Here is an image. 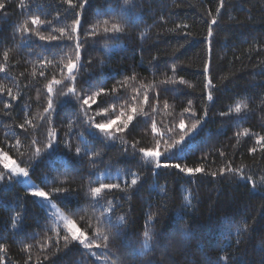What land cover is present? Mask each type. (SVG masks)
I'll list each match as a JSON object with an SVG mask.
<instances>
[{
	"label": "trees",
	"instance_id": "obj_1",
	"mask_svg": "<svg viewBox=\"0 0 264 264\" xmlns=\"http://www.w3.org/2000/svg\"><path fill=\"white\" fill-rule=\"evenodd\" d=\"M0 3L5 4L0 9V65L5 64L3 53L8 52L5 71L0 72V86L4 88L0 92V149L8 151L18 163L27 162L35 147H42L46 142L49 131L55 130L59 138L52 150L42 153L32 163L29 178L34 184L46 191L70 189L67 193L54 194L51 201L66 216L76 220L82 230H87V223L80 217L85 220L93 217L91 223L95 226L94 216H99L111 201L115 209L111 213L113 222L120 215L127 217L120 236L111 242L112 252L123 264H145L149 259L155 264H208L209 260L215 264L225 256L228 257L226 264H261L264 260V146L256 140L264 136V0H225L217 17L218 24L213 26L210 52L204 40L206 21L210 19L207 13L217 15L215 8L219 0H134L135 6L124 9L123 19L112 17L109 11L111 8L119 13L123 0H89L85 9H78L82 13L83 67L77 74L76 88L87 94L99 87L110 90L117 86L116 107L114 111L110 108L108 118L127 112L133 104L139 110L141 105L131 99L137 92L139 100H143L145 91L152 97V103L143 105L148 115H137L128 129L115 133V140H102L87 124L81 123L84 116L80 113V104L74 97H60L62 86H55L54 110L48 114L43 111L47 104L45 85L53 76L63 79L68 59H74L75 36L68 41L59 31H54L70 23L71 13L65 14L68 5L63 0H23L24 8L19 7L21 0H0ZM97 13L101 15L97 17ZM33 16L51 22L39 26L40 34L55 35L58 39L41 41L31 32L17 31L25 20L33 28L29 19ZM97 18L101 21L113 18L124 26L123 33L118 38H108L101 24L100 35L86 36ZM185 24L188 29L176 28ZM185 31L191 35L185 36ZM206 62L208 78L214 85L210 89L204 88ZM41 71L44 76H40ZM133 76L135 79L124 80ZM169 78L176 81L182 78L187 83H160ZM118 81H124L122 87L117 85ZM8 90L17 96L16 100L11 99ZM209 91L213 96L211 101L206 98ZM189 100L196 118L204 116L205 111L207 116L197 131L174 149L171 160L162 156L161 161L202 167L204 171L188 176L176 169H157L154 163H145L138 151L134 152L132 144L138 142V150L152 147L155 139H160L154 138L149 127L153 119L163 134L161 150L165 140L171 143L179 139L180 130L176 125L184 108L189 107ZM98 102L101 108L114 103L113 97L107 95L98 98ZM165 102L169 105L167 109ZM5 103L11 107L5 109ZM236 103L247 104L248 108L239 114L220 115ZM153 105L157 108L155 113L151 111ZM96 111L93 105L88 115L95 116ZM41 116L47 118L41 120ZM26 118L38 126L37 132L28 125V132L18 127ZM183 118L187 126L194 122L188 113H183ZM69 120L73 121L70 149L64 147V141L69 139ZM245 129L248 135H243ZM81 136L89 148L100 153L93 163H89L87 156H74L76 147L81 146ZM17 139L21 141L19 146H15ZM32 139H37L39 144L30 145ZM10 146L15 147L9 150ZM253 147L257 151L250 153ZM227 165L242 168L244 176H251L255 181L256 188L231 173L218 174L215 178L210 175L219 173ZM66 166L70 169L67 172ZM3 171L0 166V172ZM132 172L139 176L135 187L125 191L113 189L105 193L95 209L89 206L87 211H77L90 203L87 195L90 181L91 186L120 183L123 188L125 180L130 183ZM185 196L191 199L190 208L184 207ZM17 213L21 220L13 228L11 218ZM245 221L248 231L238 236L235 228H244ZM52 224L51 216L21 184L0 182V244L6 247L0 257L4 258V264H25V261L28 264H92L94 258L84 255L85 250L78 244L65 248L61 240L57 248ZM146 227L163 236L165 247L154 245V250L142 257L139 251ZM59 230L63 235V229ZM237 239L241 240L238 246ZM25 244L32 245L29 251L23 250Z\"/></svg>",
	"mask_w": 264,
	"mask_h": 264
},
{
	"label": "snow or ice",
	"instance_id": "obj_2",
	"mask_svg": "<svg viewBox=\"0 0 264 264\" xmlns=\"http://www.w3.org/2000/svg\"><path fill=\"white\" fill-rule=\"evenodd\" d=\"M89 0H63L64 4L68 5V8L65 10L66 16L71 13L70 15V23L67 24L64 27H60L59 29H55L54 31H59L60 36L63 38H66L68 41H72L73 37L75 36V45H74V59L69 58L67 61V64L65 65L66 68V75H64L63 79H56L55 76L45 85L47 90V104L46 107H44L43 111L45 114L51 113L54 110V104L55 101L53 99V93L56 90L55 86H62L59 90V96L60 97H74L76 101L80 104V113L83 114L84 119L81 121L82 124H87L91 130H94L93 134L97 135L102 138V140H115L116 135L115 133L123 132L124 130L128 129L129 126L132 124L134 119L137 117V115H143L147 116L148 113L144 111L143 105H147L149 103H152V97L148 95V92L145 91L143 100H139V93L137 92L136 96L131 97L133 101L138 102L141 107L138 110V108L133 104L129 107L128 111H121L119 115H116L115 118H108L109 110L110 108L114 111L116 104L115 101L117 100V92L118 87L114 86L112 89L108 90L103 87H99L96 90H93L89 93H85V90L80 89L78 90L75 86V82L77 79V74L82 69L83 65L81 63V40H80V29L82 26V13L79 10L85 9L86 5L88 4ZM225 0H219V5L215 8L216 16H213L211 12H208L207 15L210 17L209 20L206 21L207 23V35L204 37V40L207 42L209 47V52L211 51V38L213 36V26L218 24L217 17L221 13V9L224 7ZM135 6L134 0H123V3L120 5V12L117 13L114 9H109V11L112 12V17L119 16L121 19L124 18V9ZM19 7L24 8L25 5L23 3V0H21V3ZM5 4L0 3V9H4ZM79 9V10H78ZM105 15L107 13H104ZM101 13H97V17H99ZM30 24L33 26V28L29 27V20H25L23 24H21L17 31L28 34L32 33L36 36H38L39 40L41 41H51L58 39L55 35H49L45 36L40 34L39 32V26L43 25L45 23H51L45 20H41L39 16H33L30 17ZM103 24L104 27L102 28L103 34L105 36H108V38L116 37L118 38V35L123 33L124 26L114 20L113 18L100 20L97 18L96 24L91 28V30L87 33H85L86 36H98L100 35V32L98 31L100 25ZM110 25V27L108 26ZM188 25H177L176 28L180 29H188ZM35 29V31L33 30ZM111 34V36H109ZM185 36H190L191 33L188 31L184 32ZM105 48H107V45H105ZM4 56V65H0V72L5 71L6 62L8 60V52L5 51L3 53ZM42 63H52L51 61H42ZM173 72H175L176 68L175 65H173L172 68ZM204 76L206 83L204 84L205 89H210L214 87L212 84V81L208 78L209 74V64L206 62L204 64ZM63 75V73H62ZM40 76H44V72H40ZM129 79H135V77H125L124 80L127 81ZM65 81H70L71 83H65ZM180 83L185 84L187 83L184 79H180L179 81H176L174 79H165L161 81V84L167 85V84H174V83ZM124 81H118L117 85L123 86ZM189 87H192L191 84L188 85ZM150 87H155V85H151ZM4 88L3 86H0V92H3ZM8 95L11 97L12 100H16L17 96L12 95L11 90H8ZM112 96L114 103L109 105V107L101 108L98 102V98L102 96ZM159 92L156 94V99L158 100ZM207 100L211 101L213 99V96L211 92L209 91L207 94ZM189 107L184 108L183 113H188L191 115V117L194 118V122L191 123L190 126H187L185 123V119L183 118V113L181 114V118L179 120V123L176 125V127L180 130V136L179 139L172 141L169 143L168 141H164V147L163 150H161V140L163 139V134L158 130L157 123L153 119L149 127L151 128V132L153 133L154 138L160 137V139H155L154 146L152 147H141L138 150L136 149V144L138 142H134L132 144V148L135 151H138V153L143 157L145 163H154L155 167L157 169L159 168H165V169H176L179 173H183L188 176H192L198 173H202L204 169L202 167H196V168H190L185 165H182L180 163H171V162H162L161 157L166 156L168 160H171L175 156V151L179 145H181L182 142L185 141L186 137L194 134L200 124L203 122L204 117L207 116V111L204 112V116L196 118L195 111L191 108L192 101H188ZM96 105L97 111L95 112V116L88 115L89 110L92 109V106ZM11 105L8 103L4 104V108L8 109ZM164 107L167 109L169 105L167 102H165ZM248 108L247 104L243 103H236L234 107L230 108L228 112H221V116H227L231 113H241L242 110H246ZM151 111L155 113L157 111V108L155 105H153ZM5 115L8 113L5 112ZM96 117H100V120L97 121ZM46 116H41V120L46 119ZM51 123V121H49ZM28 125L33 132L38 131V126L33 124L32 121L28 120L27 118L24 120L23 123L19 124L18 127L20 129H23L24 132H28V128L26 127ZM72 125L73 121L69 120L68 126H69V139H66L64 141V147L71 148L70 139H71V132H72ZM171 131V129H170ZM237 135H241V133H237ZM243 135H248V130L245 129L243 132ZM81 139V146L76 147L74 156L77 158H81L83 156H87L89 158V163L94 162V158L99 156L100 153L98 151H93L91 148L88 147L87 143L83 141L82 136ZM59 143L58 134L55 130L49 131L46 136V142L43 143L42 147L37 146L35 147V151L32 154V156L29 157V160L27 162L21 160L20 163H18L16 160L12 159L9 155L8 151H4L3 149H0V166L3 167L5 171L0 172V182H3L7 180L9 184L15 182L18 184H28V191L27 194L39 198L43 203L51 204L52 196L54 194L59 195L63 193H67L70 191V189L66 188H55V189H49L48 191L44 190V188L31 185L28 183L27 179H21V178H28L30 176V167L32 163L39 159L42 155V153H46L49 150H52L55 145ZM126 143V142H125ZM257 144H261L264 146V136H260L256 140ZM39 144V141L37 139H32L30 141V145H37ZM21 145V141L17 139L16 145ZM10 146L9 150H11L12 147ZM257 149L255 147L249 149L250 153H255ZM221 156H224V153H220ZM21 156H23V153H21ZM177 159H180V157H176ZM22 163H27L28 166H21ZM70 169L66 166L65 172L69 171ZM226 173H231L234 177H238L241 180H245L247 183L252 185V188H256V183L252 179L251 176L245 177L243 174L242 168H233L230 165H227L225 167H221L219 169V173L217 172H211L210 175L215 178L218 174L220 176H224ZM119 179V177H117ZM139 176L136 172L131 173V181L128 183L127 180L124 182V187H121L120 183H99L98 186H90L87 189V195L90 197V203L88 206L85 207V209H77V211H87V207H91L95 209L98 205L101 199L105 198L106 192H111L113 189L125 191L127 189H131L135 187L138 184ZM163 191V189H161ZM185 200V208L191 207V199L188 196L184 197ZM112 202L108 201V206H105L102 208L101 214L99 216H94L96 225L93 226L91 223V220L93 217H88L87 220H85V217H80V220L82 222L87 223V230H82L79 226L76 220L69 218L68 216L63 215L59 211H57L56 216L57 220L53 222L51 231L56 236V246L59 248V243L61 240L64 242L65 248H68L69 245L72 244H78L81 246V248L84 251V255L88 256L89 258L94 257L95 259L92 261V264H97V262H103V264H109V257H111V264H123V260L114 252L111 250V242L113 239L118 238L120 236V229L121 227L125 226L127 223V217L124 215H120L116 217L115 222H113L111 218V213L115 211L114 207L111 206ZM52 207H55L54 204H51ZM21 220V216L19 213L12 216V227L16 228L18 223ZM149 220H152V217H149ZM63 222V235H61V231L59 230V223ZM245 227L241 228L240 226H237L235 228V231L237 235H242L244 232L248 231L246 227V221ZM105 226H107V231L105 230ZM182 235L184 238H187V234L182 232ZM143 241L141 245V249L139 251L140 256H147L150 251L154 250V245L165 247L162 243L163 236L161 234H158L154 232L151 228L146 227L145 231L142 234ZM50 239V238H49ZM123 243V242H122ZM241 243V240L237 239L236 244L237 246ZM230 246V245H229ZM32 245L25 244L23 246L24 251H29L31 249ZM100 250V251H95ZM6 251V247L3 244H0V252ZM135 252V250H133ZM31 259V256H29V260ZM47 259V257H45ZM228 257H220L217 259L215 264H222V262L227 261ZM0 264H4V258L0 257ZM25 264H28V261H25ZM145 264H155V261L152 259H149L145 262ZM208 264H213L211 260L208 261ZM261 264H264V260L261 261Z\"/></svg>",
	"mask_w": 264,
	"mask_h": 264
},
{
	"label": "rangeland",
	"instance_id": "obj_3",
	"mask_svg": "<svg viewBox=\"0 0 264 264\" xmlns=\"http://www.w3.org/2000/svg\"><path fill=\"white\" fill-rule=\"evenodd\" d=\"M21 179H27L29 184L35 185L34 182L29 177L28 178H21ZM21 185L28 191V184H21ZM35 199L38 201V203L44 209V211L49 216H51L53 222L57 220V216H56L57 211H59L60 213H62L63 215H65V213L53 201H51V204H54L55 207H52L51 204H47V203H43L42 204V202H41V200L39 198H35ZM59 228L63 229V222L62 221L59 223ZM95 251H98V250H95ZM99 264H103V262H99ZM109 264H111V263L109 262Z\"/></svg>",
	"mask_w": 264,
	"mask_h": 264
}]
</instances>
